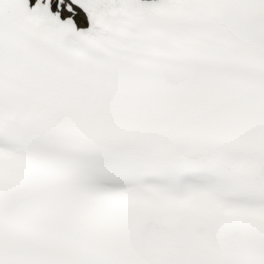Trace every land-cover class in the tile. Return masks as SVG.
<instances>
[{"label": "snow or ice", "instance_id": "1", "mask_svg": "<svg viewBox=\"0 0 264 264\" xmlns=\"http://www.w3.org/2000/svg\"><path fill=\"white\" fill-rule=\"evenodd\" d=\"M0 264H264V0H0Z\"/></svg>", "mask_w": 264, "mask_h": 264}]
</instances>
